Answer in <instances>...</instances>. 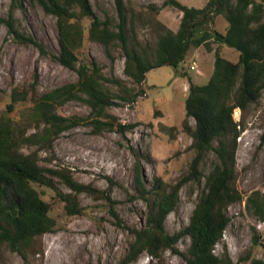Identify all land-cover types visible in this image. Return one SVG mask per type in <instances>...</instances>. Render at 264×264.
Instances as JSON below:
<instances>
[{"label": "rangeland", "instance_id": "rangeland-1", "mask_svg": "<svg viewBox=\"0 0 264 264\" xmlns=\"http://www.w3.org/2000/svg\"><path fill=\"white\" fill-rule=\"evenodd\" d=\"M15 0H0V17L9 18ZM23 7L14 11L17 28L33 36L46 51L34 45L18 43L0 24V118L7 114L14 89L32 92L40 96L55 88L78 81L76 72L63 67L55 58L60 52L56 19L44 12L39 5L20 0ZM94 11L103 19H117L114 0H90ZM190 8H203L208 0H178ZM235 1V0H233ZM165 0H125L128 16L130 43L137 42L154 55L158 40L166 30L177 32L182 13L172 7H164ZM84 25L89 27L90 21ZM164 26V27H162ZM214 28L225 34L228 22L219 17ZM88 35L86 34V38ZM192 48L183 64L182 73L173 67H161L147 73L146 82L138 88L124 74L126 56L120 45L107 49L86 39L80 49L84 60H96L107 77L120 79L129 89H141L144 94L136 103L115 99L111 113L122 124L140 125L126 137L116 132L94 134L85 125L71 129L58 137L52 148L41 151L34 145H22L25 154L38 153L41 166L48 170L62 171L75 181L107 192L111 200L99 195L80 193L78 202L83 208L80 215L66 213L65 202L47 187L35 185L42 199L50 205V216L55 221L51 233L36 237L24 256L12 251L7 245L0 247V264H118L128 253L134 241L128 228H143L146 224L148 204L135 190V164L138 160L145 169V183L153 190L156 178L169 189L189 172L195 157L192 139L184 131L186 98L190 83L206 85L214 71L215 49ZM137 49H140L137 47ZM222 56L238 62L239 52L223 46ZM112 56V58L109 56ZM196 61L195 70L186 65ZM186 74V75H185ZM114 94H119L112 87ZM32 94V93H30ZM31 101L20 102L9 115L16 121L25 115ZM64 117L87 118L91 109L83 102H69L57 110ZM8 115V114H7ZM241 124L237 139L236 178L233 187L242 199L231 204L226 212L230 223L215 254L228 256L233 264H252L264 260V219L256 216L247 200L254 192L264 193V90L259 103L245 112L236 109L233 114ZM194 125V123H192ZM44 126H41L42 130ZM171 128H174L172 130ZM32 127L27 136L38 132ZM217 146V143L215 144ZM139 152L137 157L132 150ZM211 152L203 167V178L183 186L179 204L165 222L166 231L174 235L190 224L193 212L206 189V177L217 163ZM54 185L63 193H73L59 176L48 172ZM151 199L154 198L152 194ZM261 239L256 243V237ZM191 239L185 236L177 245L181 253H188ZM131 264H187L186 260L171 250L153 259L143 253Z\"/></svg>", "mask_w": 264, "mask_h": 264}, {"label": "trees", "instance_id": "trees-1", "mask_svg": "<svg viewBox=\"0 0 264 264\" xmlns=\"http://www.w3.org/2000/svg\"><path fill=\"white\" fill-rule=\"evenodd\" d=\"M27 1L31 5H39L46 14L56 19L60 52L55 58L63 67L76 72L79 78L75 83L40 96L34 94L35 84L32 92L14 89L11 93L8 115L0 118V247L7 245L24 256V250L36 237L54 230L56 224L50 216V205L42 199L35 185L53 189L57 197L65 202L66 213L70 216L83 212L78 202L80 193L111 200L107 192L81 184L62 171L41 166L38 153L25 154L22 151L24 144L37 146L40 151L52 148L54 141L63 133L82 125L90 127L94 134L109 131L123 137L140 125L122 124L111 113V108L115 105V99L136 103L144 92L127 88L118 78L107 77L96 60L82 59L80 49L86 39L103 45L107 51L112 46L120 45L126 56L124 74L138 88L146 82L147 73L151 70L168 66L182 73L183 64L192 48L212 50V46L217 45L214 71L209 82L206 85L190 83L185 102L183 127L192 139L191 148L195 152L189 172L169 189L156 178L153 190H149L145 183L144 166L140 160L137 161L134 185L139 197L148 204L146 224L143 228H128L134 241L118 264H131L143 253L158 259L166 250L180 255L187 264H233L228 256L220 258L216 255L215 248L222 241L230 223L227 208L242 199L239 191L233 187L241 127L233 114L236 109L245 112L259 103L264 90V0H208L205 7L200 9L187 7L178 0H165L164 7L179 10L182 18L177 32L166 30L160 36L153 56L148 48L138 42L130 43L125 0H114L117 19L101 18L90 0ZM19 7L22 8L23 4L15 0L9 18L0 17V24L8 28V33L18 43L34 45L42 54H46L42 44L17 28L14 11ZM219 17L228 22L225 34L214 28ZM85 20L90 21L88 28L84 25ZM223 46L239 52L238 62L222 56ZM113 86L119 94L113 93ZM28 98L32 105L16 121L9 114ZM73 101L88 105L90 115L83 118L58 114L59 107ZM41 126H44L42 130ZM32 127L39 131L27 136ZM132 152L139 157L138 151L133 149ZM211 152L216 154L218 161L206 177V189L190 224L171 235L165 228L166 219L176 211L183 186L203 178L202 167ZM48 172L63 179L73 193L60 191ZM152 194L153 199L150 198ZM247 204L256 216L264 219V193L254 192ZM185 236L190 237L191 245L188 253H181L177 245ZM260 242L257 236L256 243ZM252 264H264V260H255Z\"/></svg>", "mask_w": 264, "mask_h": 264}, {"label": "built area", "instance_id": "built-area-1", "mask_svg": "<svg viewBox=\"0 0 264 264\" xmlns=\"http://www.w3.org/2000/svg\"><path fill=\"white\" fill-rule=\"evenodd\" d=\"M196 65H197V63L194 61L191 65H186V67H187V70H195L196 69Z\"/></svg>", "mask_w": 264, "mask_h": 264}, {"label": "crops", "instance_id": "crops-1", "mask_svg": "<svg viewBox=\"0 0 264 264\" xmlns=\"http://www.w3.org/2000/svg\"><path fill=\"white\" fill-rule=\"evenodd\" d=\"M193 62H194V61H193ZM193 62H192V63H193ZM195 62H196V61H195ZM187 96H188V95H187Z\"/></svg>", "mask_w": 264, "mask_h": 264}]
</instances>
